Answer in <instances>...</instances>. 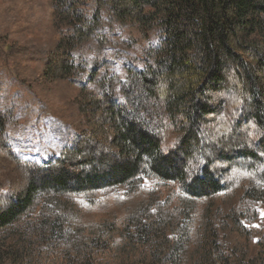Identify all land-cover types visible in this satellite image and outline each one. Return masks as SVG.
<instances>
[{
  "label": "trees",
  "instance_id": "16d2710c",
  "mask_svg": "<svg viewBox=\"0 0 264 264\" xmlns=\"http://www.w3.org/2000/svg\"><path fill=\"white\" fill-rule=\"evenodd\" d=\"M47 2L41 77L78 91L82 126L59 119L45 163L0 134L20 174L0 189V264H264V0ZM114 25L158 35L123 80Z\"/></svg>",
  "mask_w": 264,
  "mask_h": 264
},
{
  "label": "rangeland",
  "instance_id": "374dc122",
  "mask_svg": "<svg viewBox=\"0 0 264 264\" xmlns=\"http://www.w3.org/2000/svg\"><path fill=\"white\" fill-rule=\"evenodd\" d=\"M112 32L131 45L126 53L113 59L115 72L123 80L125 69L142 66L137 58L148 46L157 45L158 35L133 40L117 25ZM54 36L52 7L47 0H0V90L10 95L7 105L0 103V134L20 160L45 163L53 156L60 141L56 135L59 119L70 125L63 126V130L69 129L72 134L82 126L75 105L78 91L65 82L47 83L41 77V55L52 47ZM107 52L112 57V50ZM77 54L84 61L93 58L87 49ZM18 171V165L0 153V189H10L9 183L19 179ZM123 192L124 188H117L104 197ZM74 200L80 201L78 197ZM258 210L260 220L255 226L263 227L264 210Z\"/></svg>",
  "mask_w": 264,
  "mask_h": 264
}]
</instances>
